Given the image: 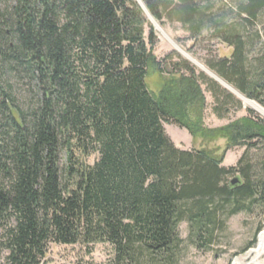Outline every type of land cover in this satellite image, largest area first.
Returning <instances> with one entry per match:
<instances>
[{
	"label": "trees",
	"instance_id": "16d2710c",
	"mask_svg": "<svg viewBox=\"0 0 264 264\" xmlns=\"http://www.w3.org/2000/svg\"><path fill=\"white\" fill-rule=\"evenodd\" d=\"M10 2L0 8L4 264H41L49 244H108L117 264H177L181 223L191 244L207 250L228 218L264 212V156L250 155L264 144V121L247 110L225 126L206 127L201 85L219 118L230 102L239 110L241 103L187 61L157 60L156 37L152 29L145 35L136 0ZM141 4L153 20L187 27L193 40L212 30L232 51L207 70L264 110V50L249 59L260 37L246 33L264 0H242L218 16L199 0ZM6 75L33 82L34 103L19 105ZM169 122L198 147L178 149L165 133ZM218 141L223 148L210 147ZM237 147L245 151L236 166L224 167L225 153ZM234 174L239 183L232 186Z\"/></svg>",
	"mask_w": 264,
	"mask_h": 264
},
{
	"label": "rangeland",
	"instance_id": "374dc122",
	"mask_svg": "<svg viewBox=\"0 0 264 264\" xmlns=\"http://www.w3.org/2000/svg\"><path fill=\"white\" fill-rule=\"evenodd\" d=\"M142 2V0H140ZM205 6L211 7V13L221 15L230 11L235 12L237 6L242 0H199ZM10 0H0V8L4 9L10 6ZM149 16V15H148ZM145 15L147 25L145 27V35H148L150 29L156 37V45L154 54L157 60H161L168 55L179 57L187 61L196 71L197 74H203L209 80L214 81L210 76L207 68L208 63H216L223 59L229 58L231 48L221 43L212 36V30H204L200 37L193 40L188 32V28L176 21H168L164 19L162 24L155 19ZM232 16L228 18V22H232ZM153 21V22H152ZM155 27H154V26ZM158 27V28H157ZM264 10L258 15L254 28L248 27L247 36H254L257 33L260 40L252 39L250 47L249 59L258 57L264 50ZM160 30V31H159ZM189 60V61H188ZM203 67L210 75L202 71ZM213 75V74H212ZM150 79H155L150 78ZM5 80L13 87L14 95L24 108L34 103L35 85L27 78H17L13 76H5ZM154 80V81H155ZM153 81V82H154ZM216 82V81H214ZM217 83V82H216ZM149 83L148 85L151 86ZM221 89L230 93L235 101L241 103L240 110L233 102H230L223 112V117L219 118L213 114L214 102L210 93L206 89V85H201L206 99V109L204 113V124L208 128H218L227 125L240 117L247 115V110L251 111L255 117L264 121V115L254 108V101L237 95L229 87H224L217 83ZM226 88V89H225ZM231 92H234L231 93ZM257 106V105H256ZM165 133L173 142V144L181 150L191 151L198 147L199 142L194 143L191 136L185 129L179 128L172 122L163 123ZM219 146L223 148L224 143L218 141L211 144L210 147ZM244 147H237L225 153L222 165L226 168L235 167L238 160L244 153ZM250 155L255 159L264 156V144L250 150ZM259 158V159H261ZM97 156H91L87 162L94 163ZM66 164L64 153L60 155V166L63 168ZM237 175L228 177V181L234 179ZM264 231V212L262 208H255L252 213H239L227 219L225 226L216 232L212 246L207 250L196 249L189 241L188 227L186 223H181L178 227V235L182 240V246L179 253L177 264H251L255 257L249 256L250 250L254 249L257 243V237L260 232ZM3 241V228L0 226V264H4L8 255L7 251L1 246ZM254 241V244L250 243ZM41 264H117L114 257L112 247L108 244H95L91 247H85L82 244L71 246L49 244L47 255ZM255 264H264V252L255 258Z\"/></svg>",
	"mask_w": 264,
	"mask_h": 264
},
{
	"label": "bare ground",
	"instance_id": "6f19581e",
	"mask_svg": "<svg viewBox=\"0 0 264 264\" xmlns=\"http://www.w3.org/2000/svg\"><path fill=\"white\" fill-rule=\"evenodd\" d=\"M140 6L143 8L145 15H149L147 13V11L145 10V8L143 7V5L141 4L140 0H136ZM150 17V16H148ZM153 22V21H152ZM154 26V25H153ZM155 27V26H154ZM158 28V27H157ZM160 31V30H159ZM200 68H202V71H204L205 73H207V75H210V73L205 70L203 67L199 66ZM211 78L215 79L218 83L222 84L224 87L228 86L226 84H224L223 82H221L220 80H218L214 75L211 74L210 76ZM253 107L256 109H258V111H260L263 115H264V110H262L259 106L253 105ZM264 252V231L260 232L258 237H257V243L254 249L250 250V252L248 253L249 256H255L252 261L251 264H255V258L258 257L261 253Z\"/></svg>",
	"mask_w": 264,
	"mask_h": 264
},
{
	"label": "water",
	"instance_id": "95a60500",
	"mask_svg": "<svg viewBox=\"0 0 264 264\" xmlns=\"http://www.w3.org/2000/svg\"><path fill=\"white\" fill-rule=\"evenodd\" d=\"M137 2V1H136ZM137 4L140 6V4L137 2ZM141 7V6H140ZM142 11L144 12L143 8L141 7ZM148 13V12H147ZM189 61V60H188ZM215 80V79H214ZM216 81V80H215ZM217 82V81H216ZM220 84V83H219ZM221 85V84H220ZM222 86V85H221ZM226 89V88H225ZM235 91V90H234ZM234 94V92H231ZM235 95V94H234ZM231 185L234 186L237 183H239V179L237 177H235L234 179L231 180Z\"/></svg>",
	"mask_w": 264,
	"mask_h": 264
}]
</instances>
